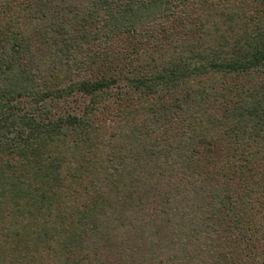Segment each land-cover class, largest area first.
I'll use <instances>...</instances> for the list:
<instances>
[{
    "label": "trees",
    "instance_id": "trees-1",
    "mask_svg": "<svg viewBox=\"0 0 264 264\" xmlns=\"http://www.w3.org/2000/svg\"><path fill=\"white\" fill-rule=\"evenodd\" d=\"M0 264H264V0H0Z\"/></svg>",
    "mask_w": 264,
    "mask_h": 264
}]
</instances>
